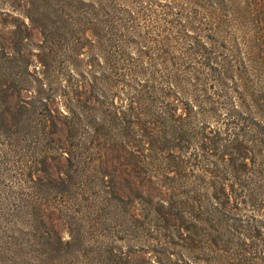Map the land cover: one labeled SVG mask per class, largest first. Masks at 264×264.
Segmentation results:
<instances>
[{
  "label": "trees",
  "instance_id": "obj_1",
  "mask_svg": "<svg viewBox=\"0 0 264 264\" xmlns=\"http://www.w3.org/2000/svg\"><path fill=\"white\" fill-rule=\"evenodd\" d=\"M175 1L180 31L192 34L182 38L190 43L175 58L177 64L167 54L175 70L163 72L158 89L166 88L163 98L179 103L183 99L174 84L183 73L194 76V94L181 115L175 109L149 113L163 125L156 133L150 123L143 128L136 113L139 99L130 100L120 115L110 93L123 75L140 72L139 59L128 51L132 42L118 34L115 0H0V133L15 137L17 147L26 151L24 167L33 183L44 181L45 189L60 195L91 194L95 183L105 187L99 176L101 168L111 166L107 156L123 151L132 138L135 152L150 151V167L160 165L187 182L190 177L201 181L194 197V190L181 193L193 200L200 222L206 214L235 217L231 204L238 198L264 210V0ZM36 25L43 28L37 48ZM58 29L69 41L70 65L66 75L54 78L48 51L55 41L52 31ZM198 117L221 122V127L213 135L190 128ZM222 161L225 167L218 165ZM221 170L230 179L216 176ZM141 192L138 183L129 181L113 195L136 200ZM101 197H95L96 206ZM262 225L257 251L237 264H264ZM243 236L244 242L249 239ZM62 244L53 252L62 251ZM15 252L17 264H28V254Z\"/></svg>",
  "mask_w": 264,
  "mask_h": 264
},
{
  "label": "rangeland",
  "instance_id": "obj_2",
  "mask_svg": "<svg viewBox=\"0 0 264 264\" xmlns=\"http://www.w3.org/2000/svg\"><path fill=\"white\" fill-rule=\"evenodd\" d=\"M115 4L118 34L132 42L128 51L133 59H139L140 72L123 75L110 93L120 115L130 100L139 99L142 107L138 105L136 113L145 123L143 128L150 123L157 133L163 125L156 123L150 112L157 111L159 116L175 109L181 115L189 109L186 102L194 94L193 75L179 74L174 85L183 100L177 104L163 98L169 90L159 89L164 73L175 70L173 63L167 62V54L171 53L173 62L181 57L184 46L186 49L190 43L182 38L192 32L180 31V10L175 7V0H115ZM26 23L29 25L28 20ZM32 30L37 36L43 28L36 25ZM52 34L55 41L52 51H48L52 57L49 68L57 78L66 75L70 65L69 41L62 29ZM42 39L38 35L34 40L35 48ZM185 68L182 67L184 71ZM151 100L155 102L152 109ZM192 127L199 131L205 128L207 135H213L221 122L198 117ZM11 136L0 133V264H17V249L28 254V264H237L257 251L260 237L256 236L260 235V222L264 227V210L238 198L231 204L235 217L206 214L202 216L205 221L200 222V212L195 206L192 208L193 200L181 193L194 190L190 194L194 197L201 181L190 177L187 182L160 165L150 167V151L135 152L136 140L132 138L123 151L107 156L112 159L111 166L101 168L103 176H99L105 178V187L95 183L91 194L82 196L60 195L45 189L44 181L33 183L24 167L27 153L22 146L17 147L15 137L9 139ZM133 154L145 163H137ZM226 158L231 160L230 156ZM218 165L225 167L224 161ZM222 172L216 176L227 177ZM129 181L138 183L142 191L136 200L113 195L117 187L128 185ZM101 194L96 206L95 197ZM89 197L91 200H85ZM200 198L198 195L197 200ZM231 218L236 222H231ZM243 234L249 237L245 242ZM49 241L56 243L53 248L63 243L62 251L53 252Z\"/></svg>",
  "mask_w": 264,
  "mask_h": 264
}]
</instances>
